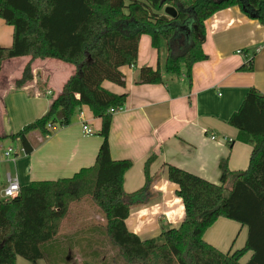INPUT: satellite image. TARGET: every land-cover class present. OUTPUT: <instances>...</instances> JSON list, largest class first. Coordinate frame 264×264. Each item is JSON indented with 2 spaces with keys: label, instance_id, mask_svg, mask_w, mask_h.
<instances>
[{
  "label": "trees",
  "instance_id": "16d2710c",
  "mask_svg": "<svg viewBox=\"0 0 264 264\" xmlns=\"http://www.w3.org/2000/svg\"><path fill=\"white\" fill-rule=\"evenodd\" d=\"M236 6L264 26V0H0V19L14 30L12 46L0 47V71L4 61L20 57L53 59L76 68L61 94L51 98L48 112L5 139L19 141L28 155L33 149L30 134L47 138L72 125L84 107L102 121L103 139L93 167L69 179L33 182L21 187L16 198L0 201V264H16L18 257L33 263L44 259L43 247L59 239L65 221L83 201L105 219L101 230L116 251L114 264H241L250 252L247 264H264V94L251 89L228 122L238 130L237 141L252 147L247 170L232 172L223 159L216 185L167 166L169 181L179 187L185 219L178 229L163 232V243L142 241L126 227L130 211L150 199V167L157 157L145 165V186L128 195L124 178L133 164L114 161L109 144L110 110L123 109L128 96L109 91L104 83L126 86L122 68L136 66L141 37L150 36L157 51L165 43L166 74L185 73L191 82L194 65L208 59L203 49L206 21ZM166 7L176 9L177 16L166 15ZM252 70L253 61L240 68ZM32 81L27 65L16 88ZM162 82L159 66L139 72L140 85ZM221 218L248 229L242 250L224 253L204 240Z\"/></svg>",
  "mask_w": 264,
  "mask_h": 264
},
{
  "label": "crops",
  "instance_id": "0c3cea01",
  "mask_svg": "<svg viewBox=\"0 0 264 264\" xmlns=\"http://www.w3.org/2000/svg\"><path fill=\"white\" fill-rule=\"evenodd\" d=\"M205 26L203 49L208 59L194 65L191 82L185 73L167 75L166 44L157 51L151 37L143 35L136 66L122 68L126 86L104 83L109 91L128 96L123 110L113 115L109 134L112 159L129 160L133 164L124 178L126 194H134L145 186V165L152 156L157 157L150 167L153 180L150 199L144 205L134 207L126 220L128 231L142 241L157 239L161 242L163 232L178 229L185 219L179 187L169 181L167 166L177 167L216 185L220 183L219 166L223 159L227 160L232 172L245 171L249 167L252 147L237 141L238 130L228 122L251 89L264 94V26L246 16L237 6L214 14ZM13 34V27L0 19V47L10 48ZM250 61H253V70L240 71ZM27 65L31 66L33 81L18 89L16 82L21 80ZM158 66L162 83L138 84L142 68L156 69ZM75 71L74 66L53 59L20 57L3 62L0 71V148H4V141L10 140L5 138L17 134L48 112L51 98L61 94ZM82 111L83 120L78 113L72 125L56 129L47 138L38 132L30 134L28 140L32 152L15 162L0 165V189L5 186L7 174L25 187L33 182L69 179L81 170L93 167L103 143L99 135L102 121L94 118L88 108L84 107ZM84 123L93 130V136L84 134ZM212 135L215 140L211 139ZM15 144L21 147L19 141ZM86 203L91 205L85 219L91 223L85 224L83 229L87 236L80 237L75 230H65L64 223L59 239L43 247L44 259L33 263L18 257L16 264H114L113 256L101 258L105 251L101 241L105 235L92 221L94 217L99 219L98 209L85 201L74 211L85 212ZM247 238L246 227L223 218L204 236L208 244L232 254L245 247ZM252 255L247 253L241 264H247Z\"/></svg>",
  "mask_w": 264,
  "mask_h": 264
},
{
  "label": "built area",
  "instance_id": "2783aa9c",
  "mask_svg": "<svg viewBox=\"0 0 264 264\" xmlns=\"http://www.w3.org/2000/svg\"><path fill=\"white\" fill-rule=\"evenodd\" d=\"M238 54H241V51H238ZM48 95L51 96L52 93L48 92ZM123 109L114 110L111 109L110 113L112 115L121 112ZM79 117L81 120L84 118V113L81 110L79 112ZM50 129H54L52 125H49ZM83 132L86 136H93L94 132L89 127L88 124H83ZM212 140H215L216 137L214 135L211 136ZM27 155L25 152V149L21 146L18 149H15L13 146H10L8 148H0V165L9 163V162H15L20 156ZM21 191V186L18 182V180L14 177H12L11 174H7L5 179V186L0 189V199L1 201H9L14 198H16Z\"/></svg>",
  "mask_w": 264,
  "mask_h": 264
},
{
  "label": "rangeland",
  "instance_id": "374dc122",
  "mask_svg": "<svg viewBox=\"0 0 264 264\" xmlns=\"http://www.w3.org/2000/svg\"><path fill=\"white\" fill-rule=\"evenodd\" d=\"M106 83H109V82H106ZM109 84H112V83H109ZM77 118H78V116L76 115L75 119H77ZM3 146H4V148H8L10 146H13L15 149L19 148V146L17 144L13 143L11 140L4 141ZM86 206H87V208H84V209H86L85 212H82V211L78 212V210H77L76 212L73 211L71 213V215L65 221V226H64L65 230H67V229L75 230L76 232H79L78 234L80 235V237H84V236L88 235L87 232L84 231L83 229H84L85 224L88 225V224L91 223V222L89 223L90 220L85 222L86 216L89 213L88 211H89V208L91 207V205H89V203H88ZM98 213H99V211H98ZM98 216H99V219L94 217L92 219V221L95 222L96 224H98V226H100V228H102V227L105 226L106 222H105V219L100 215V213L98 214ZM101 243L103 245L102 246L103 249L105 250L104 252L101 253V256H102L101 258L102 259H103L104 256L109 258V257L115 255L116 251L112 248L111 243H110L109 239L106 236H105L104 239H102ZM160 243H163V239L161 240ZM102 247H100V248L102 249Z\"/></svg>",
  "mask_w": 264,
  "mask_h": 264
},
{
  "label": "water",
  "instance_id": "95a60500",
  "mask_svg": "<svg viewBox=\"0 0 264 264\" xmlns=\"http://www.w3.org/2000/svg\"><path fill=\"white\" fill-rule=\"evenodd\" d=\"M165 14L171 18H175L177 16V11L173 7H166Z\"/></svg>",
  "mask_w": 264,
  "mask_h": 264
}]
</instances>
